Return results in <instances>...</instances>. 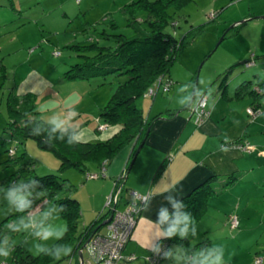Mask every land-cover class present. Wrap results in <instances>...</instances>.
Segmentation results:
<instances>
[{"label":"rangeland","instance_id":"rangeland-1","mask_svg":"<svg viewBox=\"0 0 264 264\" xmlns=\"http://www.w3.org/2000/svg\"><path fill=\"white\" fill-rule=\"evenodd\" d=\"M128 1L0 0V220L13 212L3 199V189L17 179L26 180L34 174L57 172L58 164L50 151L38 147L32 139L4 141L9 137L2 130L7 118V96L23 91L34 93L40 115L74 109L78 113L76 122L90 134L88 141L107 137L113 130L111 125L96 130L97 123H105L98 114V107L106 102L115 83L124 76L112 73L88 79H63L62 72L69 64L81 60L70 44L95 41L112 46L114 42L102 37L100 32L131 35L132 27L126 24L127 13L122 10ZM167 12L170 17L164 30L175 39L179 40L190 25L200 24L201 30L183 43L171 63L165 76L171 79V84L166 91H162L159 85L153 97L140 96L136 99L143 116L164 111L167 103L168 109H179L181 106H176L177 89L185 83L196 84L207 96L210 90V99L219 95L218 86L224 76L228 91L242 79H250L253 85L257 79L264 78V0H187L177 8L168 6ZM144 14V11H137L135 15L141 18ZM142 25L145 23L142 22ZM250 54L254 55L255 63L245 66L243 59ZM201 80L203 85L199 83ZM260 107L264 110V104ZM180 111L185 112L186 108ZM9 147L14 152L12 155L7 150ZM86 165L88 173L97 175L86 176L85 172L73 166L58 171L68 184H72L78 198L82 215L78 217L76 232L82 229L83 219L95 216L90 205L96 204L97 193L103 188L102 183L98 184V180L104 178L98 163L89 159ZM111 187L112 181L109 182L108 192ZM123 196L119 209L126 205L125 197H130V194L126 192ZM260 199L263 208L250 205L246 210L251 218L248 226L255 227L253 233L263 226L257 224L264 213L261 210L264 209V199ZM260 199L258 197L254 202ZM210 210L201 217L193 216L198 234L206 231L215 237L216 234L237 231V228L231 230L227 225L211 229L215 217ZM239 221L242 226L243 219L239 218ZM57 223L65 224L64 218L60 216ZM99 229L100 232H108L104 225ZM13 239L15 245L19 244L33 254L29 251L31 239L27 234H14ZM174 245L178 244H171V247ZM49 264L66 263L62 258Z\"/></svg>","mask_w":264,"mask_h":264},{"label":"trees","instance_id":"trees-1","mask_svg":"<svg viewBox=\"0 0 264 264\" xmlns=\"http://www.w3.org/2000/svg\"><path fill=\"white\" fill-rule=\"evenodd\" d=\"M186 1L129 0L124 4L122 10L127 13L126 24L132 27L131 35L127 36L122 32H100L99 34L102 37L109 38L114 42L112 46L98 44L95 41L70 44L76 54L81 57V60L69 64L63 70V79H88L92 76H103L112 73L124 76L122 80L115 83L106 102L98 107V114L105 123H97L96 130H101L109 125L113 128L104 139L87 140L72 146L60 140L45 143L42 137L31 135V125H28L30 118L40 115L36 108L35 94L23 91L8 95L6 98L7 118L2 130L7 132L9 137L4 141L10 142L14 139L13 141L17 142L32 139L38 147L50 151L58 161L57 172L34 174L26 180L36 179L40 185L36 191L44 190V195L36 201L37 204L47 200L64 206V211L60 213V216L64 218L68 231L60 243L69 244L72 251L68 256L62 257L63 259H68L69 256L75 252L77 253L86 237L99 230L102 226L99 223L109 215L110 208L104 204L105 211H100L94 218L83 224L79 232H76L77 220L80 214L78 200L73 187H71L72 184H68L66 179L58 174V171L73 166L89 176L92 173L87 172L86 162L93 159L98 163L101 169L100 173L103 174L105 163L130 141H139L144 136L145 129L152 120L157 116L169 118L175 113V111L166 108L164 111H158L147 118L142 115L136 99L140 96H153L158 87L157 85L162 86L165 81H169V85L171 84V79L165 77L168 75L171 63L178 55L183 43L188 42L195 34L200 32V24L190 25L183 36L177 40L164 30V25L170 17L167 12L168 6L177 8ZM137 11H144V16L141 18L136 17ZM142 22L145 25H142ZM111 25L115 24L111 23ZM243 62L245 66L254 64V55L250 54L243 59ZM247 62H251V64L247 65ZM223 79L218 86L221 97L224 99L249 97V107L256 113L258 112L260 105L264 104V78L257 79L253 85L250 79H242L230 91L227 89L225 76ZM150 86L154 89L153 94L144 95ZM134 149L135 146L132 148L124 172L131 165L130 158ZM7 150L11 155L14 153L10 147ZM163 165L164 160L156 168L155 174L161 171ZM94 174L97 175V173ZM120 175L114 176L112 179V185L120 184L121 186L115 205L121 201L122 196L129 189H124V179ZM214 177L215 174L213 173L207 175L186 194L178 198L186 206L183 209L184 211L190 212L196 218L200 217L207 209V198L215 192L214 186L225 185L231 180L229 176L228 178L224 177L214 185V182H212ZM167 207L171 212V205ZM139 210H137L136 215ZM231 214L235 213H230L228 217ZM18 215L20 214L13 211L0 220V234L6 231L4 226ZM162 240V242L165 241L166 248L170 242L190 248L187 239L181 240L179 237H173L163 238ZM207 242L208 240L196 241L191 247H197L201 243ZM51 261L54 260L44 255L31 254L18 244L15 245L12 255L4 264H49Z\"/></svg>","mask_w":264,"mask_h":264},{"label":"crops","instance_id":"crops-1","mask_svg":"<svg viewBox=\"0 0 264 264\" xmlns=\"http://www.w3.org/2000/svg\"><path fill=\"white\" fill-rule=\"evenodd\" d=\"M157 86L156 91L159 88V85ZM203 95L208 113L200 121H194L193 107L173 109L175 113L171 117L152 120L126 172L123 170L131 156L132 148L136 147L143 137L137 142L130 141L124 145L105 163L104 178L98 180V184L102 183L103 188L97 193L96 204L90 205L96 213L95 216L100 211H105L102 201L108 192L109 182L121 173L125 174L124 189H134L144 196L155 195L150 208H140L137 214L133 231L123 247V252L133 253L134 258L125 264H150L147 256L152 251L149 241L154 231L153 221L158 218L157 209L161 205L168 206L164 196L158 193L167 194L165 189H171L178 199L212 173L215 174L212 180L214 185L224 177L229 176L231 180L225 185L214 186L215 192L207 198V209L201 216L211 208L210 212L212 211L215 217L211 229L227 225L231 230L237 228V231L231 234H216L215 237L204 231L198 234V239H187L188 246L191 247L196 241L208 240L224 248V264H254V258H258L257 264H264V213L257 223L263 226L253 233L255 227L248 226L251 218L250 213L246 212L250 205L263 208L260 198L264 199V110L259 107L258 112L251 117L246 111V107L250 106L249 97L224 99L217 95L208 99L209 96L205 93ZM196 101L197 99L194 104ZM168 106L167 103L166 108H169ZM182 108H186V111H180ZM149 116L150 113L146 115L147 118ZM233 143H241L243 146L238 147ZM162 160L164 165L161 171L155 174ZM258 197L260 201L254 202ZM230 213L237 216L235 227L229 225ZM81 215L80 212L79 216ZM90 216L87 220L83 219L82 224L95 217ZM239 218L243 219L242 226ZM162 239L154 243H160ZM171 244L176 243H168L166 251ZM84 255L86 256L83 252L82 264H95ZM163 258L164 256L161 259ZM161 259L157 264L171 263L170 260ZM64 260L66 264H79L76 252Z\"/></svg>","mask_w":264,"mask_h":264},{"label":"clouds","instance_id":"clouds-1","mask_svg":"<svg viewBox=\"0 0 264 264\" xmlns=\"http://www.w3.org/2000/svg\"><path fill=\"white\" fill-rule=\"evenodd\" d=\"M203 85V80L199 82ZM209 90V96H210ZM203 95L202 90L196 84L185 83L177 89L176 103L181 107L194 106V98L199 99ZM37 111H41L37 109ZM78 113L74 109L66 111H54L51 114L42 113L38 117L28 120L31 125L30 133L33 136L42 137L45 143L54 140L66 142L68 145H76L86 142L89 137L87 129L76 122ZM227 150V149H222ZM40 187L36 179L25 180L23 178L12 181L3 189V199L8 207L20 215L10 220L4 227L5 232L0 234V264H4L12 255L16 241L14 234H27L31 239L29 251L34 255H44L53 260H60L68 256L72 248L67 243H60L68 231L66 224L57 223L64 206L43 200L37 204L44 195V190L36 191ZM163 195L172 211L167 206L161 205L157 209V220L153 221L154 231L149 241L150 249L159 254L162 242L154 243L160 238L179 237L181 240L196 238L198 228L194 217L190 212L184 211L185 204L177 199L171 189H165ZM155 195L149 194L141 200L137 208L149 209ZM224 248L211 241L201 243L199 247L185 248L182 245H174L164 252V258L172 264H224Z\"/></svg>","mask_w":264,"mask_h":264},{"label":"built area","instance_id":"built-area-1","mask_svg":"<svg viewBox=\"0 0 264 264\" xmlns=\"http://www.w3.org/2000/svg\"><path fill=\"white\" fill-rule=\"evenodd\" d=\"M251 64V62L246 63ZM169 81L163 82L161 90L165 91L169 85ZM153 87H148L144 95L153 94ZM192 111L195 113L194 121L198 122L204 115L208 113L205 107V96L202 95L194 104ZM247 113L252 117L256 111L252 110L249 106L246 107ZM234 145V143H233ZM242 147V144H235ZM103 170V167H102ZM92 173L89 176H95ZM123 177V173H121ZM120 175V176H121ZM120 184H113L110 191L105 196L104 204L110 208L109 220L104 224L107 233L94 231L86 237L83 241L82 250L86 257L95 264H125L134 258L133 253H124L123 247L129 239L136 222L137 208L141 205V200L144 197L141 193L134 189L129 188L127 192L130 194L125 201V206L122 209L116 207L115 203L120 191ZM229 225L235 227L237 225L236 214H231L229 217ZM161 243V242H160ZM166 250L165 241L162 242L161 252L159 254L151 253L147 256L150 264L158 263L163 257ZM258 258H254V264H257Z\"/></svg>","mask_w":264,"mask_h":264},{"label":"water","instance_id":"water-1","mask_svg":"<svg viewBox=\"0 0 264 264\" xmlns=\"http://www.w3.org/2000/svg\"><path fill=\"white\" fill-rule=\"evenodd\" d=\"M240 21H243V20H239L238 22H240ZM232 25H233V24H232ZM221 37H222V36H220L219 39H220ZM219 39H218V40H219ZM217 42H218V41H217ZM216 44H217V43H216ZM157 118H164V117H163V116H157ZM148 129H149V125H148V126L146 127V129H145V134H144V135H146V133L148 132ZM143 139H144V137H143V138L139 141V143L136 145V147H135V149H134V151H133L132 157L130 158V162H132L135 153L138 151V149H139L141 143L143 142ZM124 177H125V174L123 175V179H124ZM108 220H109V215H108L106 218H104L103 220H101V222H100L99 224H100V225H103V224H105ZM82 247H83V245L81 246V248H79V249L77 250V256H78V258H79V264H82V262H83Z\"/></svg>","mask_w":264,"mask_h":264}]
</instances>
